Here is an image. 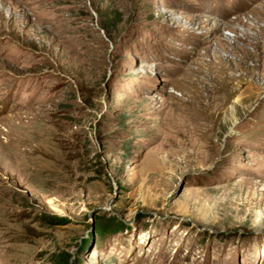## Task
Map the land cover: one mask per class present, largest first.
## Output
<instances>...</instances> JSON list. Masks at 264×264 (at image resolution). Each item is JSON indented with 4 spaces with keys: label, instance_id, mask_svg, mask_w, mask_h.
Returning <instances> with one entry per match:
<instances>
[{
    "label": "rangeland",
    "instance_id": "1",
    "mask_svg": "<svg viewBox=\"0 0 264 264\" xmlns=\"http://www.w3.org/2000/svg\"><path fill=\"white\" fill-rule=\"evenodd\" d=\"M0 264H264V0H0Z\"/></svg>",
    "mask_w": 264,
    "mask_h": 264
}]
</instances>
